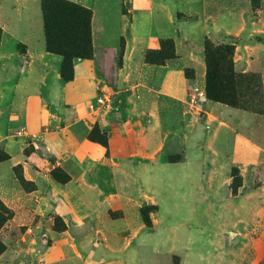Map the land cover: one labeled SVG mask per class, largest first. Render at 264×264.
<instances>
[{"label":"rangeland","instance_id":"rangeland-1","mask_svg":"<svg viewBox=\"0 0 264 264\" xmlns=\"http://www.w3.org/2000/svg\"><path fill=\"white\" fill-rule=\"evenodd\" d=\"M164 1L165 8L159 9L161 17H157V20H161L158 27L165 37L156 38L147 53L151 51L152 58H156L158 53L163 51L162 45L172 39L174 45H165L168 53L175 51L174 59L183 57L186 88L190 105L194 109V122L199 124L205 119L203 114L195 111V107L206 99L201 95L206 94L208 84L205 54L207 38L216 47L235 46L233 64L228 73L232 75L229 79L219 78L216 87L225 91L224 95L234 106L263 115L264 75L251 67L254 66L253 61L257 60L255 54L251 56L252 60L246 56L245 61V55L240 51L242 38L239 36L226 37L218 42L207 37L202 29L200 13L203 3L222 2L221 12L225 15L239 12L246 18L260 20L264 25V0H260L257 9L253 7L251 0ZM24 4H28V8H25ZM131 9L130 0H100L94 6L96 15L93 31L96 48L93 58L96 57V65L106 77V81L98 85L96 92H89V101L84 105L70 107L61 101L62 93L56 89L53 82L54 77L60 75L63 58L47 51L41 0H0V29L3 32L1 43L2 39L4 41L1 52L12 58L16 48L14 39L19 38L26 42L18 43L22 66L23 69L25 66L32 67L33 81L40 80V72L48 70L50 85H45L41 91L34 90L32 94L38 101V109L42 106L44 110L56 112L53 114L56 117L63 113L66 119L57 128L49 124L44 125L43 121L37 123L42 130L50 127L49 131L61 133L55 134L54 138L67 137L68 141L65 152L59 157L39 135L30 133L20 107L35 85L29 82L16 88L12 79L19 81L20 69L12 73V60L7 61L5 67L1 65L4 60H0V155L7 158L0 162V207H5L10 216L0 224V243L4 246L3 252L0 253V264H156V260L163 264L168 263L163 251L139 252L136 246L139 231H124L121 228L123 212L114 211L91 196L92 187L89 186L86 171L76 167L87 166L88 160L78 153L74 154L73 138L81 132L87 134L88 140L92 132H96L97 137L109 138L108 131L92 120L100 109L112 111L113 104L112 107L101 108L97 105L98 96L107 94L112 102H121L126 95L123 91L117 93L121 90L119 70L124 66L121 39L130 42L129 34H135L138 38L137 45L141 49L145 43L141 40L147 38L151 28L150 16L138 14V24L132 33ZM177 11L198 13L189 17L183 13L173 14L171 24L170 13ZM215 13V9H211L210 14ZM176 17L178 22H175ZM190 19L194 20V24H183L182 21ZM185 32L190 39L185 37ZM246 39L254 44L264 45V31L254 33ZM57 57L61 59L60 63L50 60ZM226 57V61L231 58L228 54ZM237 58L240 59L238 61H245L246 66H237ZM60 79L63 82L61 75ZM13 95L18 97L15 106H12ZM60 110L61 113L58 112ZM73 112H76V117ZM88 113L92 114L89 116ZM66 126L67 130L62 132L61 128ZM182 158L180 152L164 156L165 160L171 161ZM238 172L241 187L237 195L244 188L243 176L239 170ZM256 173L254 182L243 189L241 200H229V193L234 196L231 188L233 181L229 188H216L221 196V201L215 205L220 214L214 213L215 206L211 209L205 204L201 207L196 205L200 216L193 222L181 221V224H184L181 231H191L195 226L197 231L205 232V238H208L211 232L213 234V231H235L234 235L226 232L223 239L225 246H228L226 255H239L235 264H264V163L257 166ZM72 175L77 179L76 184L70 183ZM67 176L69 181L60 182ZM154 210V207L147 206L141 211L147 226L150 225L149 216ZM236 225L241 226V231H238ZM198 244L199 252L208 256L213 254L206 243ZM182 258V255L174 254L169 264L187 262V259L182 261Z\"/></svg>","mask_w":264,"mask_h":264},{"label":"crops","instance_id":"crops-1","mask_svg":"<svg viewBox=\"0 0 264 264\" xmlns=\"http://www.w3.org/2000/svg\"><path fill=\"white\" fill-rule=\"evenodd\" d=\"M69 1L93 11L95 51L94 6L100 0ZM130 1L132 33L138 24V14H147L151 22L149 35L145 40H141L145 42L141 49L137 45L138 38L135 34H129L130 42L125 39L124 66L118 75L121 90L117 93L123 91L126 95L121 102L113 101L112 111L100 109L96 111L94 119H91L100 128L108 131L109 145L105 148L92 142L88 140L85 132H81L73 138L74 154L84 156L88 165L76 167L86 171L89 186L92 187L91 196L110 209L123 212L121 228L124 231H139L136 243L139 252L163 251L167 264L174 254L182 255V261L187 259L183 264H189V261L191 264H235L239 255H226L228 246L223 243L226 232L234 235L235 231H213V234L211 232L209 237L205 238V232L197 231L195 226L191 231H181L184 225L181 221L193 222L200 216L196 205L201 207L205 204L211 209L217 205L221 196L216 188L230 187L234 168L243 176L244 188L254 182L257 166L264 163V114L211 101L203 93L201 96L206 99L195 107V111L203 114L205 119L199 124L194 122V109L190 105L186 88L183 57L169 60L163 66L148 64L145 61L146 53L153 47L154 40L165 37L158 27L161 20H157V17H161L159 9L165 8V1ZM222 5V2L209 1L202 4L200 22L206 36L216 42L231 36L242 38L240 51L245 55V61L246 56L252 60L251 56L255 54L257 60L253 61L254 66L251 67L264 75V45L254 44L246 39L254 33H263L264 25L260 20L246 18L239 12L225 15L221 12ZM24 7L28 8V4H24ZM211 9H215L216 13L211 15ZM177 13L189 17L198 12H171V24L173 14ZM178 21L176 17L175 22ZM182 22L184 25L189 22L194 24L192 19ZM185 37L190 39L186 32ZM19 41L21 39H14L16 48L10 58V55L1 52L4 44L2 39L0 60L4 61L1 65L5 67L7 61L12 60V73L20 69L19 81L12 79L16 88L29 82L35 85L29 97L22 102L20 110L30 133L39 135L45 144L61 157L68 146L67 137L54 138L55 134L61 133L49 131L50 127L42 130L37 121L57 128L66 118L63 113L56 117L53 115L56 112L44 110L42 106L38 109V101L32 93L50 85L48 70L40 72V80L33 81L32 67L25 66L23 69L22 56L18 52ZM50 60L61 62L59 57ZM238 60L240 59L237 58L236 62ZM245 61H238L237 66L245 67ZM105 81L106 77L96 65V57L76 62L73 81L64 83L59 74L53 79L56 89L62 93L61 101L70 107L84 105L89 101V92H96L98 85ZM101 95L108 96L100 94L98 98ZM17 98L16 95L12 96V106H15ZM115 103H118V111L115 110ZM58 112L61 113V110ZM91 114L88 113L89 116ZM73 116L76 117V112H73ZM61 130L66 131L67 126ZM176 152L182 154L181 160L170 162L164 159L166 154ZM61 163L64 166V162ZM71 177L73 179L70 183L76 184V177ZM241 193L236 196L229 193V200H241ZM147 206L155 209L149 216L148 226L141 214ZM213 211L220 214L217 206L213 207ZM236 228L241 231L240 225H236ZM198 243H206L213 254L208 256L199 252ZM234 246L235 244L232 245ZM222 253L223 255H220ZM156 261V264H163L159 260Z\"/></svg>","mask_w":264,"mask_h":264},{"label":"trees","instance_id":"trees-1","mask_svg":"<svg viewBox=\"0 0 264 264\" xmlns=\"http://www.w3.org/2000/svg\"><path fill=\"white\" fill-rule=\"evenodd\" d=\"M255 9L259 7L260 0H251ZM43 13V26L46 40V48L50 54L58 55L63 58L60 66V75L64 83H68L75 78V64L81 60H89L94 56L92 19L93 11L81 4L69 0H41ZM0 29V43L2 38ZM174 45L172 39L165 44ZM162 45V52L158 53L156 58H152L151 51L146 54L145 61L148 64L164 65L167 60L176 57L175 51L168 53L166 45ZM121 51L124 53L125 39H121ZM235 46H215L208 38L206 39L205 54L208 65L207 91L206 97L214 102L226 104L230 107L238 108L230 103V100L224 95L225 91L216 87L219 78H227L232 75L229 68L233 64V55ZM226 54L231 58L226 61ZM159 57V58H158ZM233 71V69H232ZM245 110L243 108H238ZM107 131V130H105ZM89 140L107 148L109 138L104 136L97 137L96 132H92ZM7 158L0 155V162ZM170 162H174L169 160ZM233 183L232 194L236 196L241 187L238 169L232 171ZM70 178L60 180L67 182ZM1 205V204H0ZM9 211L0 207V224L10 218ZM1 226V225H0ZM4 246L0 243V253Z\"/></svg>","mask_w":264,"mask_h":264},{"label":"built area","instance_id":"built-area-1","mask_svg":"<svg viewBox=\"0 0 264 264\" xmlns=\"http://www.w3.org/2000/svg\"><path fill=\"white\" fill-rule=\"evenodd\" d=\"M112 100L109 96H106V95H101L99 98H98V101H97V105L101 106V108H104V107H112ZM92 108L94 109V107L92 106Z\"/></svg>","mask_w":264,"mask_h":264},{"label":"water","instance_id":"water-1","mask_svg":"<svg viewBox=\"0 0 264 264\" xmlns=\"http://www.w3.org/2000/svg\"><path fill=\"white\" fill-rule=\"evenodd\" d=\"M114 107H115V110H116V111L119 110V108H118V103H115V104H114Z\"/></svg>","mask_w":264,"mask_h":264}]
</instances>
